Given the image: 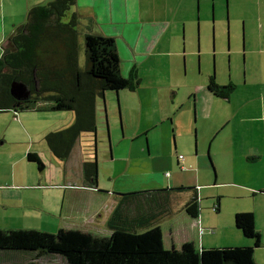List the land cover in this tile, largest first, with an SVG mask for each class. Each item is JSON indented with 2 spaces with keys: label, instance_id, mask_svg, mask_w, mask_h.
<instances>
[{
  "label": "rangeland",
  "instance_id": "374dc122",
  "mask_svg": "<svg viewBox=\"0 0 264 264\" xmlns=\"http://www.w3.org/2000/svg\"><path fill=\"white\" fill-rule=\"evenodd\" d=\"M237 2L238 0L211 2L207 19H203L200 27L196 26L195 30L188 34L185 40V54L179 57L176 68L172 67L176 58L174 56L153 57L139 70L141 84L136 91L108 90L104 97H99L97 134H83L82 140L88 141L86 150L92 153L94 160L96 157L100 178L98 180L101 185L104 184V178L108 181V173H113L115 176L120 175L118 186L129 180L128 178L134 180V185L137 186L135 191L159 188L162 184L160 180L170 187L178 184L197 186L201 196V213L213 224L212 227H215V231L212 228L206 229L210 232L207 237L214 243L210 247H225L230 246L226 245L228 243H238L237 232H242L235 226V209L256 210L257 228L263 234V245L256 249H264L263 193L257 192L253 195L247 192L250 197H238L243 196L241 194L245 192L247 185L244 184L261 183L264 163L242 162L239 166L237 163L238 168L235 171L225 158V149L229 147L231 138L234 139V149L237 150L241 148L240 139H249L251 135L256 137L257 131L261 129L260 124L249 118L252 115L258 116V110L264 104V36L261 37V42L257 36L261 34L258 24L263 26L264 16L263 22H250L249 14L244 11L248 8L253 12L254 7H251V3L242 5L245 16H239L235 13ZM260 2L264 13V0ZM253 15L256 18L254 12ZM70 16L71 13H68L65 20ZM81 40L84 43L82 38ZM85 63L83 44L80 65L85 67ZM129 72L130 70L123 68L124 76H128ZM210 76H215L220 84L233 82L237 85L231 100L206 92ZM196 93L197 109L194 105ZM228 111L231 116L236 114L233 125H227L222 118L223 112ZM71 113L18 112L20 118L23 114L33 115V119L46 118L44 135L38 137L37 142L34 141L36 150L45 147L49 149L45 135L65 127L74 116ZM13 115L12 111L0 113V172H3L2 175H8L13 170L22 171L27 175L26 182L31 183L41 172L35 162L24 157L21 147L26 143L21 140H26L27 137L21 133L22 123L14 121ZM34 123L35 121L32 126ZM146 126L148 129H145ZM249 126H255L257 130L254 127V130L250 131L247 129ZM30 132L33 134V128ZM40 132L39 130L38 133ZM260 135L259 133L257 138ZM181 156L185 157L183 169L177 164V159L182 162ZM16 160H20L19 165L12 167V162ZM55 170L56 166L52 165V173ZM2 180L9 182L7 178H0V181ZM221 182L225 183L218 184ZM217 196L221 197L219 212L214 210ZM46 197L53 200L51 196ZM41 198L40 193L29 197L34 207L27 209L21 207L20 202L7 203L0 200V228H36L49 231L57 235L59 247L90 243L87 235L63 232L62 227L74 221L67 220L65 215L61 217L59 210L55 216L42 212L46 203L42 202ZM59 202L63 203L62 196ZM6 204H15L17 207H7ZM166 226L165 223L163 227ZM204 232L205 227H201L200 233ZM103 242L105 237L99 238L96 243Z\"/></svg>",
  "mask_w": 264,
  "mask_h": 264
},
{
  "label": "trees",
  "instance_id": "16d2710c",
  "mask_svg": "<svg viewBox=\"0 0 264 264\" xmlns=\"http://www.w3.org/2000/svg\"><path fill=\"white\" fill-rule=\"evenodd\" d=\"M76 2L50 0L30 7L26 21L18 24L6 38L0 56V113L70 111L74 115L71 124L45 135L52 154L61 161L69 159L83 134H97L99 97H104L108 90L136 91L141 84L136 66L130 69L128 76L123 75L122 59L114 37L89 33L82 37V42L79 15L73 12L65 20ZM83 44L85 67L80 65ZM15 83L27 86L26 97L18 99L13 94ZM207 87L214 95L229 99L237 85L233 82L220 84L215 76H210ZM27 158L43 170L45 164L39 154L29 152ZM98 172L96 158L83 163L86 186L98 190ZM164 190L154 189L147 194L135 192L140 194L141 200L134 222L139 225L116 227L121 219L114 214L109 220L112 233L105 243H95L88 237L90 243L59 247L57 235L49 231L0 228V264H259L255 251L262 245V236L253 211H240L234 216L235 226L253 241V245L198 249L192 242H186L180 249L167 248L163 230L158 225L164 215L161 218L155 209L172 200ZM171 190L190 194L184 209L199 220V188L181 185ZM143 194L146 195L143 197ZM220 202L221 197L217 196L216 212L220 211ZM164 208L168 207L164 205Z\"/></svg>",
  "mask_w": 264,
  "mask_h": 264
},
{
  "label": "crops",
  "instance_id": "0c3cea01",
  "mask_svg": "<svg viewBox=\"0 0 264 264\" xmlns=\"http://www.w3.org/2000/svg\"><path fill=\"white\" fill-rule=\"evenodd\" d=\"M48 1L50 0H0V56L2 55V47L6 38L13 32L18 24L26 21L29 8L37 4H44ZM214 1L215 0H77L76 5L72 7L69 13L72 14L75 12L79 15V31L81 32V38L89 33L108 35L115 38L117 49L122 59V71L123 68L130 70L133 66H136L138 70H140L151 58L161 55L176 57L172 62V67L174 69L179 64V57L185 54V40L188 34L192 33L196 26L200 27L203 19H207L208 9L211 2L213 3ZM248 3H251L252 8L254 7L253 12L256 14V18H254L253 12L248 8L245 9L244 12L249 14L250 22L258 23L255 20L263 22L262 16H264V13L262 12L263 9L260 5V0H238L237 4H235L237 9L235 13L244 17L245 13L242 11V5ZM258 25L261 28V34L257 36H259L258 39L261 42L264 36V24L263 26L262 24ZM254 39L256 40V38ZM208 91L211 95L216 96L207 87L206 92L208 93ZM226 100H231V97ZM194 105L195 109H197L198 93H196L194 98ZM142 108L143 105L141 104V110ZM30 112L37 113V111ZM13 116L14 121L22 123L23 127L21 133H24L27 137L26 140H21L26 143L21 147L24 157H27L29 152L37 153L42 161H44L45 166L43 170H39L41 173L35 180L31 181V183L26 182L28 179L27 175L22 171L13 170L8 175H2L3 172H0L1 179L7 178L9 180V182L0 181V200L7 203L20 202V206L27 209L28 207H34L29 197L40 193L42 194L41 201L46 203V208L39 210L53 216H55L59 210L61 217L65 215L67 220L74 221L68 226H63V232L67 234L77 233L87 235L96 243L101 237H105V240L110 237L112 229L109 226V220L114 214L115 218L118 217V220L121 219V222L115 225L116 227L133 228V226L139 225V223L134 225V222L136 219L135 214H138L137 204L138 201L141 202V200L138 198L140 194L137 195L135 192L145 191L144 193H146L154 189H167L166 191L164 190V192L170 195L172 200H168L163 206H157L155 208L159 211L161 218L162 214L164 215V218L158 225L163 230L165 246L167 248L175 247L180 249L184 243L192 242L200 249L201 247L205 248L214 245L207 237L210 232L206 230L207 228H212L215 231V227H212L213 224H211L207 218L205 219L204 214L201 213L200 219L195 220L188 215L184 209L185 204L190 198V194L171 190V188L181 186V184L176 186L172 185L170 187L164 185L162 180H160L162 184L159 188H148L135 191L134 189H136L135 187L137 186L134 185V180L128 178L129 180L122 182L121 185L118 186L117 182L120 175L115 176L113 173H108L109 179L106 181L104 178L103 185L99 182V178L98 186H96L98 190L86 186L83 177V163L86 160H93V156L91 155L92 153L90 154L86 150L88 141L86 140L83 142L82 137L84 135H82L75 144L69 159L67 161H61L57 159L47 147L41 150L35 149L34 141L37 142V138L43 136L45 133L44 129L46 128L44 122L46 118L35 117V119H33V115L27 114H23L21 118L19 114ZM232 116L229 111L228 113L223 112L222 118L225 119L227 125L229 123H231V125L234 124L236 114ZM249 119L254 121V123L259 122L260 124L261 129L258 128L260 130L257 131L256 137L251 135L249 139L247 137L240 139L239 146L241 148L237 150L234 149L235 142L234 139L231 138L229 147L225 149V158L229 160L228 163L234 167L235 171L242 162L255 163L261 161L264 163V104L258 110V116L252 115ZM73 120L74 116L71 117L65 127L71 124ZM33 121H35L34 126H32ZM254 127L255 126H249L247 129L252 131ZM31 128H33V134L30 132ZM145 129H148V126H146ZM151 129L152 127L148 131ZM39 130L41 131L40 133H38ZM259 133L261 135L257 138ZM249 157L253 158L250 159ZM184 161L185 157L182 159V162L180 159H177V164L181 165L182 169L184 168ZM223 162L224 160L222 159L221 163L223 164ZM19 163L20 160L12 162V167H16ZM206 163L209 166V163ZM52 165L56 166L54 173L51 171ZM123 173L124 172L121 174ZM262 173L260 177L261 183L244 184L247 185L244 188L245 192L241 194L243 196L238 197H250L247 192L253 195L257 192H261L263 193L262 196H264V168L262 169ZM223 183L225 182L218 184ZM236 186L240 187L238 185ZM146 194H143V197ZM46 196H51L53 200ZM61 196L63 197L62 204L59 202ZM146 202L147 201H143L144 204ZM14 205L15 204H6L7 207H14ZM164 205L168 208L165 209ZM15 207L17 206L15 205ZM125 207L128 209L125 210ZM237 211L240 212L241 210L237 208L234 212L237 213ZM253 212L256 216L257 226L258 215L256 210ZM165 223L167 224L166 228L163 227ZM201 227H205V232L203 234L200 233ZM218 228L220 230L222 229L221 226ZM237 234L242 236L245 240L237 235L236 241H238V243H228L226 245H252V241L243 234L239 232H237ZM261 236L263 237L262 233ZM255 259L259 264H264V249H256Z\"/></svg>",
  "mask_w": 264,
  "mask_h": 264
},
{
  "label": "water",
  "instance_id": "95a60500",
  "mask_svg": "<svg viewBox=\"0 0 264 264\" xmlns=\"http://www.w3.org/2000/svg\"><path fill=\"white\" fill-rule=\"evenodd\" d=\"M12 92L18 99H22L27 96L28 88L21 83H15L13 84Z\"/></svg>",
  "mask_w": 264,
  "mask_h": 264
},
{
  "label": "built area",
  "instance_id": "2783aa9c",
  "mask_svg": "<svg viewBox=\"0 0 264 264\" xmlns=\"http://www.w3.org/2000/svg\"><path fill=\"white\" fill-rule=\"evenodd\" d=\"M181 158H183V156H181Z\"/></svg>",
  "mask_w": 264,
  "mask_h": 264
}]
</instances>
